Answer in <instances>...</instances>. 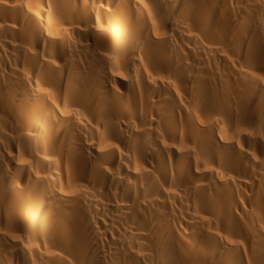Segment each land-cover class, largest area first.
<instances>
[{
  "label": "bare ground",
  "instance_id": "bare-ground-1",
  "mask_svg": "<svg viewBox=\"0 0 264 264\" xmlns=\"http://www.w3.org/2000/svg\"><path fill=\"white\" fill-rule=\"evenodd\" d=\"M0 264H264V0H0Z\"/></svg>",
  "mask_w": 264,
  "mask_h": 264
}]
</instances>
